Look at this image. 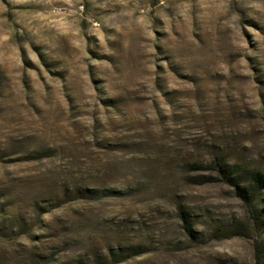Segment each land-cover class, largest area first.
Listing matches in <instances>:
<instances>
[{
    "label": "rangeland",
    "instance_id": "374dc122",
    "mask_svg": "<svg viewBox=\"0 0 264 264\" xmlns=\"http://www.w3.org/2000/svg\"><path fill=\"white\" fill-rule=\"evenodd\" d=\"M220 156L264 165V0H0V264H255Z\"/></svg>",
    "mask_w": 264,
    "mask_h": 264
},
{
    "label": "trees",
    "instance_id": "16d2710c",
    "mask_svg": "<svg viewBox=\"0 0 264 264\" xmlns=\"http://www.w3.org/2000/svg\"><path fill=\"white\" fill-rule=\"evenodd\" d=\"M191 168L193 171L206 169L198 163L192 164ZM209 169L215 173V177H205L206 180L201 183L221 182L234 187L236 195L252 215V220L256 224L261 223L260 213L255 209V202L260 193L264 191V165L258 168H250L240 164H230L224 156H220L212 162ZM179 216L186 235L191 239H196L198 234L192 227L188 213L180 208ZM235 229L238 228L235 227ZM255 264H264V252L259 244L255 246Z\"/></svg>",
    "mask_w": 264,
    "mask_h": 264
}]
</instances>
